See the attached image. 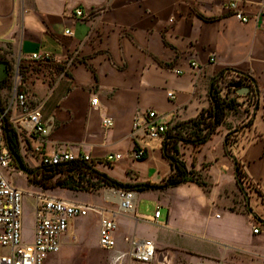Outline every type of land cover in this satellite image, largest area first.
<instances>
[{
	"label": "crops",
	"instance_id": "0c3cea01",
	"mask_svg": "<svg viewBox=\"0 0 264 264\" xmlns=\"http://www.w3.org/2000/svg\"><path fill=\"white\" fill-rule=\"evenodd\" d=\"M260 1L250 0L245 11L255 13ZM1 48H9L20 64L18 91L41 106L47 131L24 136L25 144L18 147L23 166L38 171L11 176L24 191L37 190L29 181L43 180V166L31 153V146L39 144L48 154L67 146L74 156L88 155L91 168L118 182L160 185L172 172L162 155L163 139L139 138L138 144L131 137L136 112L154 110L171 129L210 107L214 79L215 88L248 81L264 101V34L254 21H237L221 0H0ZM35 53L53 59L33 60ZM7 91L5 85L0 89L1 106L21 137L22 113L11 102L13 87L8 99ZM105 117L112 122L109 128L102 125ZM136 145L143 147L141 159L131 158ZM116 154L119 159L104 163ZM177 157L207 186L185 182L135 190L134 211L117 216L112 250L98 245L97 213L75 218L60 250L44 264H112L128 250L126 238L152 240V264H264L260 112L245 117L228 110L203 145L179 143ZM237 174L255 182L258 194L242 193ZM41 188L56 198L103 208L102 215L114 207L105 193ZM108 198L114 203L112 194Z\"/></svg>",
	"mask_w": 264,
	"mask_h": 264
},
{
	"label": "built area",
	"instance_id": "2783aa9c",
	"mask_svg": "<svg viewBox=\"0 0 264 264\" xmlns=\"http://www.w3.org/2000/svg\"><path fill=\"white\" fill-rule=\"evenodd\" d=\"M224 10L240 23L254 21L259 24L264 34V0L258 4L255 13H247L245 7L250 4V0H221ZM77 15L81 13L76 12ZM66 34H71L66 31ZM33 60L47 62L53 58L48 54H32ZM193 68L198 69L196 64ZM21 76L16 73V83L13 87V102L22 113L18 127L21 129V137L16 135L17 145L23 146L24 136L31 135L45 136L47 131L41 119V106L32 105L24 92L18 91L21 86ZM238 88H248L247 94L238 95ZM218 95L228 100H233V108L241 110L248 117L255 111H259L264 117V101L259 97L250 82L245 80H235L229 83H218L216 87ZM168 98H173L171 92H167ZM96 99L91 100L95 104ZM3 108V107H2ZM0 114V264H44L49 254L57 253L60 250L61 240L65 236L71 220L86 216L90 211L99 215L98 245L103 250H112L115 246V231L117 227V216L120 214L132 213L135 209L136 192L132 189H122L109 186L97 180L95 176L85 175L84 186L92 188L98 183L103 188V193L107 197V203L113 204L112 209L107 210L108 215H102L103 208L94 205L71 202L56 198L44 193V189L38 187L34 191H24L19 188L11 179L17 174L23 175L15 163L4 136L2 128V116ZM104 128H109L112 122L109 118L102 119ZM169 130L166 122L162 120L154 110L146 112H136L132 121L131 137L139 144L141 139H164L165 133ZM139 132L141 134L139 135ZM141 136V137H140ZM31 153L39 159L43 167L56 166L72 160H80L91 166L88 155L74 156L67 146H59L52 154L42 150V145L31 146ZM132 159H141L144 156L143 147L136 145L131 151ZM120 158L119 154L108 155L104 163L109 164ZM67 173L79 175L78 171H64L56 173V176H65ZM55 176L52 177V179ZM237 182L242 193L258 194V185L248 177L237 174ZM114 196V203L108 195ZM264 207V196L258 195ZM29 212L30 231L25 234L26 213ZM159 211H155L154 218L158 217ZM257 226H253V233H257ZM128 250L116 255L112 259V264H122L124 259H128V264H152L155 257V246L152 240L126 238Z\"/></svg>",
	"mask_w": 264,
	"mask_h": 264
},
{
	"label": "trees",
	"instance_id": "16d2710c",
	"mask_svg": "<svg viewBox=\"0 0 264 264\" xmlns=\"http://www.w3.org/2000/svg\"><path fill=\"white\" fill-rule=\"evenodd\" d=\"M215 81L216 79H214L211 84L209 92L211 101L210 107L206 110H202L195 118L174 125L165 133L161 150L163 157L169 162L172 172L160 185H150L146 183L130 185L121 183L109 178L105 174L95 171L91 166L80 160H72L56 166L42 167L39 169L42 179L45 181L49 180L58 172L78 171L79 176L77 178H75L73 174L67 173L65 176L56 180L55 186L71 190L79 189L81 187L87 189L89 186H84L83 183L87 181L84 179V176L89 174L90 176H95L98 181L103 182L106 185L122 189L144 190L170 188L185 182H194L199 186L206 187L207 183L200 180L199 175L193 171L186 170L184 162L177 157V154L179 143L191 144L194 147L203 145L209 139L211 134L215 132L217 126L224 121L227 111L232 110L233 100L226 101L218 95L214 86ZM4 82V80L0 81V89L4 87ZM2 112L3 108L0 102V114H2ZM2 128L5 142L11 154L21 161L18 153L16 133L8 122L6 115L2 116ZM23 168L27 171V176H33L38 172L37 170L35 172L27 170L24 166ZM38 182L41 183L42 180H39Z\"/></svg>",
	"mask_w": 264,
	"mask_h": 264
},
{
	"label": "rangeland",
	"instance_id": "374dc122",
	"mask_svg": "<svg viewBox=\"0 0 264 264\" xmlns=\"http://www.w3.org/2000/svg\"><path fill=\"white\" fill-rule=\"evenodd\" d=\"M16 73H18L21 77L22 80V76H23V71L21 69L20 64L18 63V61L15 59L14 56H11V50L9 48H1L0 50V81L4 80V85L8 87V91L6 93V97L7 99L10 97V89L11 87H14L15 83H16ZM1 102V101H0ZM232 111L234 114L236 113H240L245 117H248L247 114H244V112H242L241 110L235 109L232 107ZM17 175V174H14ZM19 176V175H18ZM55 177L51 180H42V182H38L39 180L41 181V179H35L32 181H29V185H36L37 187H49V188H53L55 186V182L58 178H61V176H56V174L54 175ZM79 175H74L75 178H77ZM17 179H20V177H14ZM85 179V176H84ZM67 189V188H66ZM52 190V189H51ZM75 190H79V191H96L95 194L97 195H102L103 194V188L100 184L95 183L93 184L92 188L87 187V189L85 188H79V189H75ZM50 192V191H49ZM94 193V192H93ZM30 213L27 212L26 213V222H25V228H26V232L25 234L28 235L29 231H30ZM2 252V250H0V253Z\"/></svg>",
	"mask_w": 264,
	"mask_h": 264
},
{
	"label": "water",
	"instance_id": "95a60500",
	"mask_svg": "<svg viewBox=\"0 0 264 264\" xmlns=\"http://www.w3.org/2000/svg\"><path fill=\"white\" fill-rule=\"evenodd\" d=\"M248 90H249L248 88H238L237 89V94L238 95L247 94ZM13 157H14V160H15V163H16L17 168L21 172H23L24 174H28L27 171L23 168L21 161L17 157H15V156H13Z\"/></svg>",
	"mask_w": 264,
	"mask_h": 264
}]
</instances>
